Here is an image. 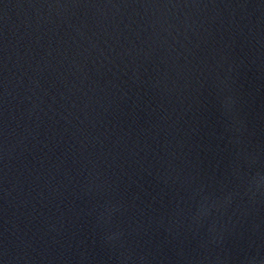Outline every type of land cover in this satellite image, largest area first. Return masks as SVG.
Wrapping results in <instances>:
<instances>
[{"label": "water", "instance_id": "water-1", "mask_svg": "<svg viewBox=\"0 0 264 264\" xmlns=\"http://www.w3.org/2000/svg\"><path fill=\"white\" fill-rule=\"evenodd\" d=\"M0 264H264V0H0Z\"/></svg>", "mask_w": 264, "mask_h": 264}]
</instances>
